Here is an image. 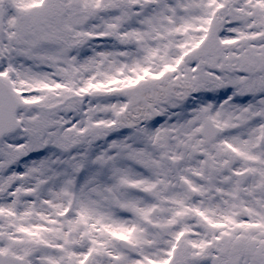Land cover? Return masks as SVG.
I'll return each instance as SVG.
<instances>
[{
	"label": "snow or ice",
	"instance_id": "1",
	"mask_svg": "<svg viewBox=\"0 0 264 264\" xmlns=\"http://www.w3.org/2000/svg\"><path fill=\"white\" fill-rule=\"evenodd\" d=\"M0 264H264V0H0Z\"/></svg>",
	"mask_w": 264,
	"mask_h": 264
}]
</instances>
